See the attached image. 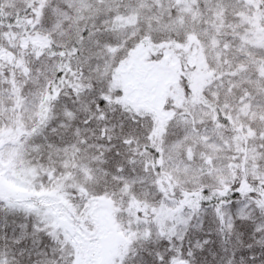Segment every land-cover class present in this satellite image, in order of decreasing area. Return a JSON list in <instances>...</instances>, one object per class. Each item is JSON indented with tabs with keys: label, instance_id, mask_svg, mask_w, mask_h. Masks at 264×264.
Here are the masks:
<instances>
[{
	"label": "snow or ice",
	"instance_id": "obj_1",
	"mask_svg": "<svg viewBox=\"0 0 264 264\" xmlns=\"http://www.w3.org/2000/svg\"><path fill=\"white\" fill-rule=\"evenodd\" d=\"M0 264H264V0H0Z\"/></svg>",
	"mask_w": 264,
	"mask_h": 264
}]
</instances>
